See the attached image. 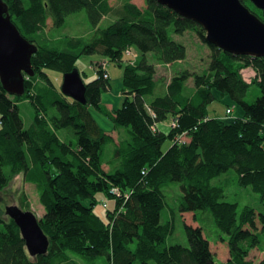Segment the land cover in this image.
<instances>
[{
  "label": "trees",
  "instance_id": "1",
  "mask_svg": "<svg viewBox=\"0 0 264 264\" xmlns=\"http://www.w3.org/2000/svg\"><path fill=\"white\" fill-rule=\"evenodd\" d=\"M3 1L22 36L38 47L32 68L48 87L25 81L26 93L19 97L7 93L0 81V192L18 171L25 182L37 185L44 208L39 222L50 246L47 255L32 258L19 227L0 215V264H221L203 228L194 225L200 210L211 213L225 236V264H252L247 258L264 240V212L224 201L226 187L212 183L233 170L239 185L251 188L264 206V58L234 56L210 45L202 26L155 0H146L143 9L130 0ZM242 3L264 21L262 10L249 0ZM82 10L94 28L90 37L46 40L50 24L62 27ZM108 16L114 23L100 28ZM171 28L207 46L210 59L202 74L178 70L189 54L172 38ZM85 55H101L123 69V98L113 110L104 106L112 89L105 67H96L94 80L86 82L85 105L65 96L50 78V72L64 76L78 69ZM157 65L178 67L159 95ZM247 65L259 69L262 79L252 85L261 90L253 103L246 101L249 86L239 74ZM191 80L193 89L185 93ZM225 98V115L212 116L211 104ZM22 101L33 107L29 128L20 115ZM236 107L241 115L234 113ZM93 111L106 116L113 131L127 128L129 140L116 142ZM62 130L74 133L76 143L61 138ZM180 136L186 141H178ZM109 144L115 149L106 161ZM178 183L188 246L168 245L176 230L175 213L171 221L161 222L166 192L172 194L166 189ZM99 205L102 215L96 211ZM186 214L193 215V224L184 221Z\"/></svg>",
  "mask_w": 264,
  "mask_h": 264
},
{
  "label": "rangeland",
  "instance_id": "2",
  "mask_svg": "<svg viewBox=\"0 0 264 264\" xmlns=\"http://www.w3.org/2000/svg\"><path fill=\"white\" fill-rule=\"evenodd\" d=\"M112 3L118 4V2H125L126 0H111ZM131 3L136 4L141 9L146 8V0H130ZM115 21L113 16L105 17L101 23L100 28L105 29L108 26H111ZM51 22V21H50ZM49 22V23H50ZM94 32V28L91 25L87 12L82 10L80 12L74 13L68 16L65 19V23L62 27H54L53 24L48 26V29L45 30V37L46 40L49 42L58 41L61 38L66 37H90ZM172 38H176L177 41L184 44L188 48V58L185 63H181L180 67L177 66L167 67V66H157V74L156 78L159 80L158 86L156 89V95L164 94L166 91V84L169 83L172 78L175 76V70L177 67L179 71L180 69H189L192 73H199L202 74L208 67V60L210 59V53L206 45L200 42L196 37L193 36H186L185 38L179 37L173 33V29L169 30ZM134 56H136V52H133ZM150 61L153 58L149 57ZM96 67L102 71V69H108L110 74L112 75V89L104 96V106L111 110L112 107H116L121 103L123 98L122 93L120 94L122 88V76H123V69L120 67L108 62L104 57L101 55H85L82 56L79 63H78V70L81 73L83 81L86 83H90L94 80ZM246 67V68H244ZM245 70L249 72L252 71V75L254 78L252 84L245 83L249 86V93L246 98L248 103H253L256 101L258 97L261 96V90L257 85L252 86L256 82H262L260 77L259 69L253 65L243 66ZM240 68V70L242 69ZM239 70V74H240ZM243 70V69H242ZM108 75V77H105ZM241 76V75H240ZM242 77V76H241ZM50 78L52 79L53 83L55 84L56 88L61 91V87L63 84L64 76L58 72H50ZM105 79H111L109 74H104ZM25 81H31L33 85L38 87H44L45 89L48 87L44 81L40 80L38 76H25ZM192 86V80L186 86L185 93H189ZM26 93V87H25ZM24 93V95H25ZM155 95V97H156ZM22 97V96H19ZM152 97H148L147 100L149 101ZM226 98L222 101L217 100L213 102L209 108L210 113L212 116L223 117L226 113ZM33 107L29 104L28 101H22L20 103V115L23 118L25 123V127L29 128L33 118ZM234 113L241 115L242 111L239 107L234 108ZM93 115L99 124V126L106 132L111 134L115 141L125 142L129 140L128 129L123 127L120 131H113V125L109 121V119L104 116L102 113L93 111ZM236 117V115H234ZM161 128L166 129L165 125L162 123ZM61 138L64 140H69L76 143V136L74 133L68 130L59 131ZM170 145L169 141L165 144V149L168 148ZM114 147L109 144L105 149V160L111 161L113 159V151ZM105 169H109L108 166H105ZM213 185H224L226 187L225 198L224 201L230 203H238L240 208L244 206H250L254 208L258 213L264 212V206L261 202V198L258 194L254 193L251 188L249 187H242L239 185L238 176L233 170H230L222 175H220L217 179H215L212 183ZM166 191L172 192L169 194L166 192L167 199H168V206L162 211L161 213V222L165 224L168 221L173 219V215L175 213V234L173 237L169 238L168 245H175L180 244L184 246H188V240L184 233V222L182 216L179 214L178 211V203L179 197L182 195L181 192V184H173ZM40 190L37 185H33L31 183H27L23 179V175L21 171L14 172L13 176L9 182V185L0 192V215L4 220H11V217L7 214V208L10 207H18L22 211H28V207L32 213L35 214L37 219H41L44 215V208L40 203ZM101 200H106L105 196H99ZM113 202L109 203V207L112 208ZM97 213L102 215L104 210L99 207L97 208ZM196 224L194 223L193 215L186 214L184 215V221L187 223H191L194 225H198L199 227L203 228L204 235L208 238V240L214 246L212 249L216 253L217 262L221 264H225L228 261L229 253L227 251L226 246L222 244L221 240L222 237L225 236L219 231L217 228L214 219L209 211L200 210L196 213ZM217 249H216V248ZM264 260V240L262 244L258 247L253 248L250 252L247 261L251 262L252 264H260L261 261ZM104 261V260H103ZM103 261L100 264H104ZM79 262V261H78Z\"/></svg>",
  "mask_w": 264,
  "mask_h": 264
},
{
  "label": "water",
  "instance_id": "3",
  "mask_svg": "<svg viewBox=\"0 0 264 264\" xmlns=\"http://www.w3.org/2000/svg\"><path fill=\"white\" fill-rule=\"evenodd\" d=\"M179 16L203 27L210 45L234 56L264 58V21L246 7L242 0H155ZM264 12V0H249ZM38 47L20 33L11 19L8 4L0 0V81L14 96L25 93V76H33L32 57ZM61 92L87 104L86 83L78 69L64 75ZM7 214L19 227L32 258L47 255L49 238L34 213L18 207Z\"/></svg>",
  "mask_w": 264,
  "mask_h": 264
},
{
  "label": "built area",
  "instance_id": "4",
  "mask_svg": "<svg viewBox=\"0 0 264 264\" xmlns=\"http://www.w3.org/2000/svg\"><path fill=\"white\" fill-rule=\"evenodd\" d=\"M244 68H246V67H244ZM244 68H242L241 70H240V75L242 76L241 78L243 79V81H245L246 83H251L252 84V82H253V80L256 78V76H255V78H254V75H252V74H250V73H252V71H250L249 70V72L247 71V70H245ZM105 77H108V75H105ZM254 78V79H253ZM231 115H232V111L231 110H227V117H231ZM178 141H180V142H185L186 140L184 139V136H180L179 138H178ZM112 192L113 193H115V194H118L117 193V190H112Z\"/></svg>",
  "mask_w": 264,
  "mask_h": 264
},
{
  "label": "crops",
  "instance_id": "5",
  "mask_svg": "<svg viewBox=\"0 0 264 264\" xmlns=\"http://www.w3.org/2000/svg\"><path fill=\"white\" fill-rule=\"evenodd\" d=\"M183 63H185V62H183ZM157 66H165V65H157ZM167 67H169V65H167ZM171 67H172V66H171ZM110 76H111V80H112V75L110 74ZM169 83H170V82H169ZM169 83H167L166 86H165V87H166V91H167V88H168ZM119 93L121 94L122 92L119 91ZM116 107H117V106H116ZM116 107H112L111 110H113V108H116Z\"/></svg>",
  "mask_w": 264,
  "mask_h": 264
}]
</instances>
